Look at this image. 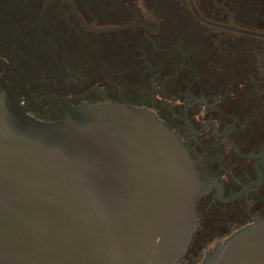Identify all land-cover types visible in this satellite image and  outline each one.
Returning <instances> with one entry per match:
<instances>
[{"label": "flooded vegetation", "instance_id": "obj_1", "mask_svg": "<svg viewBox=\"0 0 264 264\" xmlns=\"http://www.w3.org/2000/svg\"><path fill=\"white\" fill-rule=\"evenodd\" d=\"M7 88L47 121L127 100L173 129L211 183L183 264L264 219V0H0Z\"/></svg>", "mask_w": 264, "mask_h": 264}, {"label": "water", "instance_id": "obj_2", "mask_svg": "<svg viewBox=\"0 0 264 264\" xmlns=\"http://www.w3.org/2000/svg\"><path fill=\"white\" fill-rule=\"evenodd\" d=\"M210 188L146 108L85 104L47 121L0 94V264H183ZM201 264H264V219Z\"/></svg>", "mask_w": 264, "mask_h": 264}, {"label": "rangeland", "instance_id": "obj_3", "mask_svg": "<svg viewBox=\"0 0 264 264\" xmlns=\"http://www.w3.org/2000/svg\"><path fill=\"white\" fill-rule=\"evenodd\" d=\"M197 238L198 239L197 240L195 239L194 242L192 243L191 249H190V251H188V253L186 255V258H190V259H193V257H195V260H194L195 262H192L191 264H201L206 253L208 251H211L212 249H214L215 244L218 241L217 239L211 241L210 238H208V237L202 238L200 235ZM198 240H199V243H198ZM205 242H206V244H205Z\"/></svg>", "mask_w": 264, "mask_h": 264}]
</instances>
